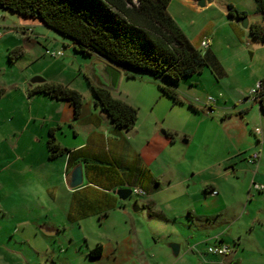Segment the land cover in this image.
<instances>
[{
    "label": "crops",
    "instance_id": "crops-1",
    "mask_svg": "<svg viewBox=\"0 0 264 264\" xmlns=\"http://www.w3.org/2000/svg\"><path fill=\"white\" fill-rule=\"evenodd\" d=\"M246 1L250 4L253 2V0ZM241 3V0H205L203 8L196 7L195 0H172L169 4V13L182 29H185V26L178 20L179 18L189 15V12L201 16L200 30L198 33H193V38L183 30L192 44L209 55L212 61L211 66L202 74L181 81L187 85V89L177 86L181 101L188 104L193 114L200 112L208 114L210 111L219 114L221 121L217 124L226 131L229 145L233 149L226 161H212L201 169L195 166L191 173L180 168L182 166L170 157L174 153L173 146H176L177 141L171 128L167 131L162 130L161 133L160 118H148L144 121L138 119L134 128L126 130L115 126L101 110L92 91L94 84L88 75L92 61L99 57H87L77 53L74 42L67 44L63 35L47 27L39 19L24 16L16 19L15 13L0 9V91L2 92L0 96V215L15 213L13 221L15 220L16 223L12 225L10 220H6L8 223L6 225L5 219L1 218L0 228L8 227L11 229V235L26 243L34 240L37 246L44 243L41 234L45 235V231H41L40 228L50 229L55 234L59 232L54 230L56 225L47 220L45 214L47 207L43 203L42 213L28 220L23 215H17L19 212L27 216V211L20 206L21 199L12 196L14 190H20L24 184L30 183L28 170L38 171L44 179L51 176L50 173L43 172L44 167L46 169V166L55 164L54 162L58 163L60 173L57 181L50 184L46 190L52 198L55 197L54 200L61 211L72 222L94 214L101 219L106 218L108 214L105 212L110 213L112 210L124 207V201L114 194V191L121 188L143 189V204L150 208L154 207L159 204L157 197L165 190H169L172 183L178 181L181 175L183 179L188 180L189 176L194 178L208 173L209 178L204 184L210 186V194L218 198L220 193L213 195L212 191L221 188V179L234 178L239 160H243L240 165L256 168L254 180L257 179L263 159L260 157L259 161L253 164L245 163L246 157L242 159L239 157L242 151L247 149L244 139H250L251 132L255 133V129L258 128L254 124L256 121L251 119L253 107L237 108L238 103L235 107L227 106L230 101L222 90L218 92L213 104L208 101L210 96L199 94L202 90L200 81L206 72H209L205 77L206 83L204 82L206 91L208 89L217 91L214 85L222 84L233 97L237 95L241 98L245 97L257 82L264 80V41L253 37L250 33L251 26L263 23L249 19V27L244 29L239 19L229 15L230 5L247 14L244 3ZM173 4H175V12H172ZM255 6L251 5L256 14L261 15L255 10ZM180 8L185 16L179 14ZM208 11L217 12V15L212 17L202 15ZM218 15L227 17V20L218 21L215 19ZM189 24L193 26L196 22L191 18ZM227 26L232 28L231 31L223 30ZM44 29L53 30L63 41H66L63 42L64 50L67 46L70 47L72 58L79 62L78 70L68 64L69 56L65 53L63 60L49 57L47 50L53 47L47 42L50 36ZM219 34L228 39L224 54H221L222 49L218 46ZM246 35L253 43L252 49L241 42ZM206 36L211 37V46L204 50L201 48V42ZM54 40L56 45L53 46H59L57 45L60 44L59 41L55 38ZM46 58H50L49 65H46ZM123 74L125 72L122 69V76ZM37 76L43 77L45 81L30 86L31 79ZM143 78L156 81L155 83L160 82L149 75ZM44 83L62 84L80 92L83 105L79 115H76L75 108L69 101L54 99L33 91ZM113 94L116 98L124 100L122 96H116L115 92ZM158 94L160 98L170 102L172 108L175 107L173 101L163 96L159 88ZM133 99L134 97L124 101L139 107L141 104ZM252 100L258 105L263 124L260 128L264 136V112L259 103L253 98ZM52 134L63 151V154L56 158H51L48 147ZM81 135L84 138L83 142ZM261 144L262 141L258 140L257 143L252 142L250 147L257 151ZM165 152L168 154L166 155ZM79 163L83 164L84 183L77 189H70L66 178ZM224 163L226 165L231 163L232 166L224 167ZM253 185L257 187L259 184L253 182ZM222 202L216 199L217 205L223 206L224 202ZM28 228L35 230L32 236L26 232ZM216 239L219 240L218 243L224 242L222 236H217ZM120 247L118 246L117 250L113 247H103L102 256L97 258L103 259L108 254L119 256ZM124 249L130 250L126 247ZM2 250H0L2 253L0 264H13L8 256H4ZM215 264H228V261L223 258L221 262Z\"/></svg>",
    "mask_w": 264,
    "mask_h": 264
},
{
    "label": "rangeland",
    "instance_id": "rangeland-1",
    "mask_svg": "<svg viewBox=\"0 0 264 264\" xmlns=\"http://www.w3.org/2000/svg\"><path fill=\"white\" fill-rule=\"evenodd\" d=\"M241 2L247 9L248 21L249 19L257 20L264 26L263 16L257 15L251 7V5H256L255 1L253 0L252 4L246 0H241ZM174 7L175 4L172 6V12H175ZM216 13L208 11L202 15L212 17L216 16ZM179 14L185 16L181 8ZM189 15L178 20L184 24L185 29H183L190 35V38H193V33H198L200 30L201 16L190 12ZM15 18L21 19L23 16L15 14ZM191 18L196 25L189 24ZM215 19L224 22L227 17L223 18L218 15ZM241 26L243 27L242 23ZM224 29L231 31L232 28L227 26ZM45 33L50 36L47 42L53 48L56 47L50 50H63L65 55L69 56L68 64L78 70L79 62L72 58L70 47L67 46L64 50L63 42L67 41V44H71L72 40L65 37L66 41H63L53 30H45ZM54 38L59 41L60 44H57L59 46H53L56 45ZM218 40L220 42L218 46L222 49L221 54H224L228 39L219 34ZM241 42H244L246 47L253 46L247 35ZM60 59H65V56ZM49 61L50 58H46V65H49ZM208 75L209 72H206L202 76L200 95L211 96L215 99L218 92L222 90L230 101L227 106L235 107L238 103L237 108L253 107L251 119L256 121L254 123L256 127L263 126L258 105L253 102L251 92L243 98L239 97L240 95L233 97L232 93L222 84L214 85L217 91L210 89L206 91L204 82ZM144 76L137 74L135 80L123 74L115 95L122 96L124 100L134 97L135 102L141 104L137 107L140 121L158 117L161 123V133L162 130L167 131L168 128L174 130L177 143L173 146L174 153L170 157L182 166L179 167L191 173L195 166L201 169L212 161H226L233 149L229 145L226 131L217 124L221 121V116L214 111L208 114L203 112L193 114L188 104L182 101L176 104L173 102L175 107L172 108L170 102L159 97L160 82L155 83L156 81L144 79ZM179 86L184 89L188 88L183 82H180ZM251 133L250 139H244L247 149H244L239 157L241 159L246 157L244 161L247 163L248 158L254 152H260L263 163L257 179L254 180L256 168L240 165L243 160H239L235 172L233 171L234 178L220 180L221 188L216 189L217 193H220L218 198L212 196L210 186L204 184L209 178L208 173L194 178L189 176L188 180L183 179L181 175L178 181L175 180L172 183L169 190H165L157 197L159 204L152 206L153 208L143 204L144 195L134 193L123 202L124 207H119L110 213L105 212L108 217L102 219L96 214L82 220L79 219L77 222L67 219L54 200L55 197L52 198L46 190L50 184L57 181L60 173L58 163L54 162L55 164L46 166V169L44 167L43 172L51 174L44 179L38 171L30 169L27 171L30 183L24 184L22 189L14 190L15 193H12L13 198L21 199L20 206L27 211V216L19 212L17 215H23L24 218L31 220L42 213L43 203L47 207L45 213L47 220L55 224L54 230L59 232L54 233L55 235H48L40 228L45 233V235L41 234L44 243L37 246L34 240L26 243L11 235V229L8 227L0 228V250L3 249L4 256H8L7 258L13 264H215L221 262L223 258L227 259L228 264L235 261H239L240 264H264V193L253 185V182L264 184V136L263 133L262 135ZM80 138L83 142L82 135ZM258 140L262 141V144L255 151L250 146L252 142L257 143ZM165 154L167 155L168 152ZM227 166H232V164L224 163V167ZM216 199L224 202H222L223 206L221 204L222 207L216 204ZM135 204L139 205L140 210L133 209ZM1 218L5 219L6 225H8L6 220H10L12 225L16 224L15 220L13 221L15 213L0 215ZM26 232L32 236L35 230L28 228ZM217 236H222L223 243L230 249L224 257L207 252L209 246L218 244ZM127 242L130 244L127 245ZM171 244L180 245L178 256L174 255ZM99 245L105 248L113 247L116 250L118 246H121L119 249L121 254L117 255L118 257L116 254H108L103 259L91 258L90 250ZM125 247L130 250L125 251ZM0 256H2L1 251Z\"/></svg>",
    "mask_w": 264,
    "mask_h": 264
},
{
    "label": "trees",
    "instance_id": "trees-1",
    "mask_svg": "<svg viewBox=\"0 0 264 264\" xmlns=\"http://www.w3.org/2000/svg\"><path fill=\"white\" fill-rule=\"evenodd\" d=\"M172 0H0V9L41 20L74 42L77 53L99 57L124 70L128 78L149 75L160 81L159 90L174 104L181 101L179 83L202 74L212 61L197 49L169 13ZM264 19V0H254ZM229 15L240 21L245 12L229 6ZM250 33L264 41V26H251ZM35 93L69 101L79 115L82 94L57 83L38 85ZM96 103L121 129L134 128L137 107L116 98L113 92L92 85ZM2 92L0 91V96ZM264 112V90L257 96ZM51 158L63 154L53 134L48 143ZM101 245L91 249V258L102 256Z\"/></svg>",
    "mask_w": 264,
    "mask_h": 264
},
{
    "label": "water",
    "instance_id": "water-1",
    "mask_svg": "<svg viewBox=\"0 0 264 264\" xmlns=\"http://www.w3.org/2000/svg\"><path fill=\"white\" fill-rule=\"evenodd\" d=\"M196 7L203 8L205 6V0H195ZM243 27H249V21L247 17H244L241 20ZM88 75L93 84L97 87L109 90L111 92H115L118 89L120 79L122 77V69L113 65L110 62L105 61L102 58H96L92 61L91 65L88 68ZM45 79L40 76L34 77L30 81V86L34 84L43 83ZM67 185L70 189H77L81 187L84 183V170L83 164H77L72 171L68 174L67 178ZM132 188H121L114 191L119 199L122 201L128 200L133 195ZM133 209L135 211L140 210L139 205L135 204ZM48 235H52L55 232L50 231V229L44 230ZM173 253L175 256L179 255L180 252V245L179 244H171L170 245ZM233 264H239V261L234 262Z\"/></svg>",
    "mask_w": 264,
    "mask_h": 264
},
{
    "label": "built area",
    "instance_id": "built-area-1",
    "mask_svg": "<svg viewBox=\"0 0 264 264\" xmlns=\"http://www.w3.org/2000/svg\"><path fill=\"white\" fill-rule=\"evenodd\" d=\"M211 46V39L210 38H205L202 42H201V48L206 50L209 49ZM47 54L50 55L53 58H62L64 56V51L63 50H59V51H52V50H47ZM264 90V80H261L259 82H257V84L255 85V87L252 89L251 91V97L256 101L257 96ZM209 103L213 104L215 103V99L213 97H209ZM255 133L256 134H261L262 135V129L261 128H257L255 129ZM261 155L260 152H254L249 158L248 161L250 163H257L260 159ZM259 191L264 193V184H259L258 186ZM133 193L137 194V195H143L144 194V190L141 188H137L133 191ZM213 194L216 195L218 194L216 190L213 191ZM229 247L224 244V243H218L215 245H211L208 247L207 252L209 254H213V255H217V256H221L224 257L229 253Z\"/></svg>",
    "mask_w": 264,
    "mask_h": 264
}]
</instances>
